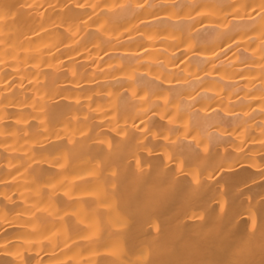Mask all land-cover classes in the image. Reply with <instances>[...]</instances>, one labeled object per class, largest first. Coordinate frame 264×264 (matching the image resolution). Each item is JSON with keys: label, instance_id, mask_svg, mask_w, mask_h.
I'll list each match as a JSON object with an SVG mask.
<instances>
[{"label": "bare ground", "instance_id": "1", "mask_svg": "<svg viewBox=\"0 0 264 264\" xmlns=\"http://www.w3.org/2000/svg\"><path fill=\"white\" fill-rule=\"evenodd\" d=\"M0 264H264V0H0Z\"/></svg>", "mask_w": 264, "mask_h": 264}]
</instances>
